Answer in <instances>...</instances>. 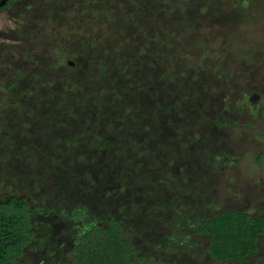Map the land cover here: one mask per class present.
<instances>
[{"label": "rangeland", "instance_id": "obj_1", "mask_svg": "<svg viewBox=\"0 0 264 264\" xmlns=\"http://www.w3.org/2000/svg\"><path fill=\"white\" fill-rule=\"evenodd\" d=\"M15 264H71L109 218L154 264L207 257L196 223L264 204V0H13L0 11V202ZM85 209L80 221L69 219Z\"/></svg>", "mask_w": 264, "mask_h": 264}, {"label": "trees", "instance_id": "obj_2", "mask_svg": "<svg viewBox=\"0 0 264 264\" xmlns=\"http://www.w3.org/2000/svg\"><path fill=\"white\" fill-rule=\"evenodd\" d=\"M84 212L85 209L74 211L69 219L80 221ZM192 233L205 239L209 259L242 263L258 253L264 233V204L262 212L254 217L242 208L215 213L198 221ZM33 238L27 203L16 197L0 202V264H15ZM70 257L71 264H154L131 249L127 231L114 218L102 226L85 224Z\"/></svg>", "mask_w": 264, "mask_h": 264}, {"label": "flooded vegetation", "instance_id": "obj_3", "mask_svg": "<svg viewBox=\"0 0 264 264\" xmlns=\"http://www.w3.org/2000/svg\"><path fill=\"white\" fill-rule=\"evenodd\" d=\"M13 0H0V4L4 2V5L0 7V11L7 8V6L12 2ZM80 1V0H77Z\"/></svg>", "mask_w": 264, "mask_h": 264}, {"label": "water", "instance_id": "obj_4", "mask_svg": "<svg viewBox=\"0 0 264 264\" xmlns=\"http://www.w3.org/2000/svg\"><path fill=\"white\" fill-rule=\"evenodd\" d=\"M4 5V2L0 4V7Z\"/></svg>", "mask_w": 264, "mask_h": 264}]
</instances>
